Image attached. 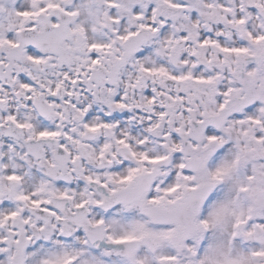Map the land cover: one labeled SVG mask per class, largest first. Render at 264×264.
I'll use <instances>...</instances> for the list:
<instances>
[{
  "label": "snow or ice",
  "instance_id": "1",
  "mask_svg": "<svg viewBox=\"0 0 264 264\" xmlns=\"http://www.w3.org/2000/svg\"><path fill=\"white\" fill-rule=\"evenodd\" d=\"M0 264H264V0H0Z\"/></svg>",
  "mask_w": 264,
  "mask_h": 264
}]
</instances>
